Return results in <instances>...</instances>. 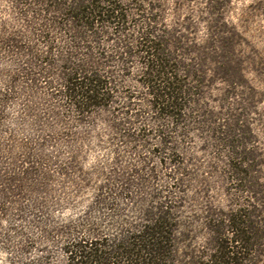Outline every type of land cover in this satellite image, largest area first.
Masks as SVG:
<instances>
[{
	"label": "trees",
	"instance_id": "trees-1",
	"mask_svg": "<svg viewBox=\"0 0 264 264\" xmlns=\"http://www.w3.org/2000/svg\"><path fill=\"white\" fill-rule=\"evenodd\" d=\"M193 1L171 0L166 28L165 0H0V219L36 230L0 232L10 264H264L250 98L214 18L228 0H202L200 42L180 20ZM85 120H103L110 155L87 172ZM209 177L233 190L227 210L207 201ZM84 189L83 212L57 222Z\"/></svg>",
	"mask_w": 264,
	"mask_h": 264
},
{
	"label": "rangeland",
	"instance_id": "rangeland-1",
	"mask_svg": "<svg viewBox=\"0 0 264 264\" xmlns=\"http://www.w3.org/2000/svg\"><path fill=\"white\" fill-rule=\"evenodd\" d=\"M165 1L166 10L164 23L165 27L168 28L172 21L173 10L171 0ZM191 8L189 14L185 13V11L181 12L180 20H182L185 14L191 16V20L194 23V35L197 41L200 42L207 38L205 25L197 20L198 15L205 14L204 3L202 0H194ZM6 13L5 4L0 2L1 20H6L8 18ZM215 17H220L224 20V29L228 32L226 37L229 38V40L231 39V41L234 40L232 45L234 51L232 54H229L230 57L241 61V77L244 85L242 90H244L245 96L250 98L245 120L248 122L249 128L251 129L250 133L253 137V139L248 142L247 149L253 150L256 154H260L257 160L260 162L258 170H260V182L264 183V0H228L227 5L218 11L214 15V18ZM232 63L235 64L234 62ZM221 87L223 86L215 84L214 89L211 91L210 98L212 100H209L212 111L216 113L219 112V109L215 100L220 95V91L218 90ZM252 94L254 95L253 97ZM12 111L13 110H11V112ZM11 114L15 115L14 113ZM10 121L15 122V120ZM85 121H90L93 126V130H90L88 134H82L85 136L87 135L89 138L88 148L83 152L80 164L82 170L87 172L101 162H110V155L104 143L107 138H109V134L103 120ZM97 139L100 140L102 147H98L96 144ZM190 144H192L193 152L198 151L196 152L198 156L200 141L196 139L190 142ZM95 182L97 183V181ZM208 183L211 186V190H208L209 198H207V201L218 208L227 210V201L231 197L229 193L231 194L233 190L227 195V193L224 194L225 192L220 188L218 180L216 182L209 177ZM196 191L198 192V196L192 208L194 212L198 211L201 205H203V197H201L203 192L202 187L198 186ZM92 193V189H84L78 198H74L75 200L72 207L62 208L59 212H54V219L59 223L74 219L78 214L83 212L85 206L90 202ZM27 227V223L20 220L5 221L0 219V232H5L6 229H8L7 235H5L8 236L9 239H13V241L15 238L17 239V237H14L16 234L9 230V228L22 231L31 236L36 235V230ZM36 253L37 252L32 255L34 260L36 258ZM15 259L16 254H12V256L7 254L0 243V264H10L13 263ZM22 261L26 263L28 262V258L26 257ZM30 261L32 263V258ZM52 262L55 263V260H52Z\"/></svg>",
	"mask_w": 264,
	"mask_h": 264
}]
</instances>
